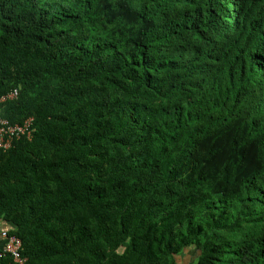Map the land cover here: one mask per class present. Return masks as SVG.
<instances>
[{
	"label": "trees",
	"instance_id": "16d2710c",
	"mask_svg": "<svg viewBox=\"0 0 264 264\" xmlns=\"http://www.w3.org/2000/svg\"><path fill=\"white\" fill-rule=\"evenodd\" d=\"M14 89L23 264H264V0H0Z\"/></svg>",
	"mask_w": 264,
	"mask_h": 264
},
{
	"label": "built area",
	"instance_id": "2783aa9c",
	"mask_svg": "<svg viewBox=\"0 0 264 264\" xmlns=\"http://www.w3.org/2000/svg\"><path fill=\"white\" fill-rule=\"evenodd\" d=\"M17 94V89H14L6 95L1 96L0 101L16 98ZM31 120L28 118L24 124H12L0 115V149L6 150L10 148L14 139H20L25 135V137L29 138L31 131L28 127L31 124ZM0 235L3 238V244L0 247V259L9 256L13 264H23L25 258L20 253L21 242L19 238L15 235L8 234L5 230Z\"/></svg>",
	"mask_w": 264,
	"mask_h": 264
},
{
	"label": "crops",
	"instance_id": "0c3cea01",
	"mask_svg": "<svg viewBox=\"0 0 264 264\" xmlns=\"http://www.w3.org/2000/svg\"><path fill=\"white\" fill-rule=\"evenodd\" d=\"M12 225L5 220L0 218V233L2 231H7V229L11 228ZM3 244V238L0 235V247ZM196 250L193 248H187L182 251L179 255L175 256L174 264H196Z\"/></svg>",
	"mask_w": 264,
	"mask_h": 264
}]
</instances>
